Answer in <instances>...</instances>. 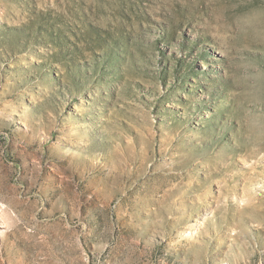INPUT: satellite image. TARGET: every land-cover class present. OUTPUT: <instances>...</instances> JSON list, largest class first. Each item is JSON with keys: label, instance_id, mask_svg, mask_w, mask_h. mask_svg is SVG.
<instances>
[{"label": "rangeland", "instance_id": "obj_1", "mask_svg": "<svg viewBox=\"0 0 264 264\" xmlns=\"http://www.w3.org/2000/svg\"><path fill=\"white\" fill-rule=\"evenodd\" d=\"M237 2L0 0V264H264Z\"/></svg>", "mask_w": 264, "mask_h": 264}, {"label": "clouds", "instance_id": "obj_2", "mask_svg": "<svg viewBox=\"0 0 264 264\" xmlns=\"http://www.w3.org/2000/svg\"><path fill=\"white\" fill-rule=\"evenodd\" d=\"M233 7L244 10L232 19V25L240 42L245 46H264V0L249 3L248 0H238Z\"/></svg>", "mask_w": 264, "mask_h": 264}]
</instances>
